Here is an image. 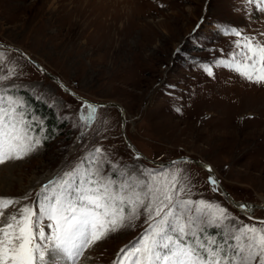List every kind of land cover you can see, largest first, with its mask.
<instances>
[{
	"label": "rangeland",
	"instance_id": "obj_1",
	"mask_svg": "<svg viewBox=\"0 0 264 264\" xmlns=\"http://www.w3.org/2000/svg\"><path fill=\"white\" fill-rule=\"evenodd\" d=\"M244 2L0 0V43L20 48L87 100L114 101L124 107L126 136L147 158L142 163L184 156L204 161L233 199L255 205L251 215L264 220V85L223 68L209 78L191 67L194 60L210 61L218 55L210 56L209 49H223L225 54L231 49L233 37L221 35L215 27L221 21H233L249 35L264 33V11L257 10L264 3H246L244 14L237 7ZM0 51L17 61V71L23 73L14 80L22 85L17 94L45 102L59 118L58 125L65 121L38 151L13 160L22 163L20 169L27 175L18 179L15 192L0 197L20 200L29 193L34 197L64 168L66 159L80 154L82 142L72 120L81 99L65 92L20 53L4 47ZM98 113L87 140L132 163L135 151L124 142L119 110L102 107ZM182 168L195 185L194 198L220 202L246 223L255 222L220 190L213 191L206 170L187 161ZM33 179L39 180L28 189ZM17 207L5 209L0 202L5 215ZM144 227L141 219L135 228L112 232L84 249L76 264H114L120 249Z\"/></svg>",
	"mask_w": 264,
	"mask_h": 264
},
{
	"label": "snow or ice",
	"instance_id": "obj_2",
	"mask_svg": "<svg viewBox=\"0 0 264 264\" xmlns=\"http://www.w3.org/2000/svg\"><path fill=\"white\" fill-rule=\"evenodd\" d=\"M246 3L256 0L237 6L244 14ZM215 27L233 37L231 49L226 54L209 49L210 56L218 55L210 61L194 60L191 67L209 78L223 68L264 85V33L249 35L233 21ZM18 66L0 51V165L26 158L52 138L43 120L30 114L26 100L17 94L22 85L14 80L23 75ZM102 107L81 99L72 120L81 152L66 159L64 168L34 197H0L5 209L19 205L10 215L0 211V264H76L84 249L112 232L135 228L141 219L143 231L120 249L114 264H264V220H255L252 205L233 202L248 220H255L246 223L220 202L194 198L195 185L182 168L186 161L145 164L147 158L135 152L133 162L127 163L88 141ZM205 168L208 184L219 191L211 167Z\"/></svg>",
	"mask_w": 264,
	"mask_h": 264
},
{
	"label": "water",
	"instance_id": "obj_3",
	"mask_svg": "<svg viewBox=\"0 0 264 264\" xmlns=\"http://www.w3.org/2000/svg\"><path fill=\"white\" fill-rule=\"evenodd\" d=\"M0 45H2L4 48H6V49H9V50H11V51H14L15 49H18L19 50V52H17V53H20V54H25L27 57H30L28 54H26V53H24L20 48H15V47H12V46H10V45H8V44H5V43H0ZM16 52V51H15ZM31 58V57H30ZM28 60V59H27ZM35 68L37 67L41 72H44L52 81H54V82H57L59 85H60V87H61V85H64L65 86V84L58 78V76H56V75H54V74H52L51 72H49L43 65H41L38 61H35L33 58H31L30 60H28ZM62 89H64V91L65 92H67L68 94H70L71 96H75V97H77V98H79V99H83V100H87L86 98H84L83 96H81V95H79L78 93H76L74 90H72V89H70V88H68L67 86H66V89L67 90H70V91H67V90H65V88L64 87H61ZM87 101H89V100H87ZM91 102V101H90ZM92 103H94L93 101H92ZM94 104H99V105H103V107H110V106H113V107H116L118 110H119V112H120V124H121V132H122V135H123V139H124V142L126 143V145L128 146V148L130 147L132 150H134L135 151V149H134V146H133V143L132 142H130V140L127 138V136H126V118H125V116H126V113H125V109H124V107H122L119 103H117V102H114V101H110V102H98V103H94ZM136 152V151H135ZM174 160H184V161H187V162H191V163H194V164H196V165H198L199 167H201L202 169H204V170H206L207 171V169L205 168V165H207V166H209L207 163H205L204 161L202 162L201 160H199V159H195V158H191V157H189V156H184V157H179V158H176V159H174ZM174 160H170V161H166L165 162V164H170V162L171 161H174ZM158 165H159V163H157ZM160 166V165H159ZM208 172V171H207ZM208 174H209V172H208ZM216 177V176H215ZM219 186H220V192H221V194H225V193H227V197L231 200V201H229L234 207H235V205H234V201L235 202H238V201H236L235 199H233V197L224 189V187L223 186H221L220 185V183H219ZM239 203H244V202H242V201H240ZM245 204H249V205H252L253 206V208H255V205H253V204H250V203H245ZM236 208V207H235ZM237 209V208H236ZM237 210H239V209H237ZM240 211V210H239Z\"/></svg>",
	"mask_w": 264,
	"mask_h": 264
},
{
	"label": "bare ground",
	"instance_id": "obj_4",
	"mask_svg": "<svg viewBox=\"0 0 264 264\" xmlns=\"http://www.w3.org/2000/svg\"><path fill=\"white\" fill-rule=\"evenodd\" d=\"M21 164L22 163H16L15 161H9L3 165H0V195L1 196L15 192L13 191L12 188L14 187L15 184L20 183L18 179L24 178L27 175L26 173H23L22 169H20ZM16 171H20V174H17ZM39 179H33L32 180L33 182L30 183L28 189L36 185ZM261 206L264 207V203H262Z\"/></svg>",
	"mask_w": 264,
	"mask_h": 264
},
{
	"label": "trees",
	"instance_id": "obj_5",
	"mask_svg": "<svg viewBox=\"0 0 264 264\" xmlns=\"http://www.w3.org/2000/svg\"><path fill=\"white\" fill-rule=\"evenodd\" d=\"M25 95V92H23ZM26 96V95H25ZM28 104V109L32 110L35 114L38 112L39 115L43 116L45 118V125L47 129H50V134L52 137L56 135V131L59 128L64 127V119H61V124L58 125V119L55 112L50 108V106L46 105L43 101H38L35 98L28 97L24 98Z\"/></svg>",
	"mask_w": 264,
	"mask_h": 264
}]
</instances>
